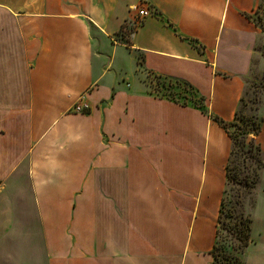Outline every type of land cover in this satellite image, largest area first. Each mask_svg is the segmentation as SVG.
I'll use <instances>...</instances> for the list:
<instances>
[{
	"label": "crops",
	"instance_id": "crops-1",
	"mask_svg": "<svg viewBox=\"0 0 264 264\" xmlns=\"http://www.w3.org/2000/svg\"><path fill=\"white\" fill-rule=\"evenodd\" d=\"M249 83L264 0H0V264H213L233 148L213 117L234 122Z\"/></svg>",
	"mask_w": 264,
	"mask_h": 264
},
{
	"label": "trees",
	"instance_id": "trees-1",
	"mask_svg": "<svg viewBox=\"0 0 264 264\" xmlns=\"http://www.w3.org/2000/svg\"><path fill=\"white\" fill-rule=\"evenodd\" d=\"M154 77L158 80H164L165 83L161 88L169 91L167 95L157 96L167 98L183 107L194 104L207 114L203 104L204 99L199 97L198 91L191 84L181 80ZM174 89L184 93L181 97L183 101L176 98ZM250 89H252L251 92ZM263 96L264 83H249L241 99L234 122L226 123L218 117H213V120L227 131L233 141V148L227 165V188L218 221L217 242L212 251L213 264H222L224 261L231 264H245L239 260V256L243 255L252 243L253 219L251 210L256 205V189L264 169V152L259 143V136L264 123V117L261 114ZM248 107H250L251 114L245 112ZM231 129H236L238 132L234 133ZM241 159L243 171L238 173L237 168ZM235 161H237V165L233 167ZM231 184L239 186V189L236 191L237 200L230 209H227V195ZM225 219L234 221V224L230 226ZM222 230L227 232V237L224 239L221 238ZM228 249L231 252H228ZM220 250L223 252L222 255L219 254Z\"/></svg>",
	"mask_w": 264,
	"mask_h": 264
},
{
	"label": "rangeland",
	"instance_id": "rangeland-1",
	"mask_svg": "<svg viewBox=\"0 0 264 264\" xmlns=\"http://www.w3.org/2000/svg\"><path fill=\"white\" fill-rule=\"evenodd\" d=\"M134 31L135 29L130 27L125 31L126 34H123L124 40H117V39L115 40H117L118 42H121L122 44H126L129 42L128 37ZM138 64L139 66L142 65L141 56H138ZM115 68H116V65H115ZM139 68L141 70V67ZM142 73H143L144 82L150 88L151 92H154L156 95H159V96H164V95L169 94V91H166L163 88H161L163 84L165 83L164 80H158L154 76L149 75L147 72L145 73L142 72ZM166 89H167V86H166ZM251 90L252 89H250V92ZM174 94L176 95V98L178 100L183 101L181 97L184 95V93L181 90L174 89ZM250 97L252 98V95ZM249 108L250 107H248L245 111L247 114H251V111ZM231 131L234 133L238 132V130L236 129H231ZM235 165H237V161H235V163L232 166L234 167ZM242 169H243V166H242V159H241L240 165L237 168V172L239 173L240 171H243ZM239 179L241 178L239 177ZM238 189H239V186L231 184L228 195H227V200H228L227 209H230L232 204L237 200L236 191ZM251 214H252V219H253L252 243H251L250 248H247L245 253L239 256V260H241L245 264H256V261H258V258L260 257V255L264 253V196L263 195L262 196L260 195L258 204L257 206L255 205V207L251 210ZM225 221L230 226L234 224V221H231L230 219H225ZM226 237H227V232L222 230L221 238L224 239ZM228 252H231L230 249H228ZM219 254L220 255L223 254L222 250L219 251ZM222 264H231V263L228 261H224Z\"/></svg>",
	"mask_w": 264,
	"mask_h": 264
},
{
	"label": "built area",
	"instance_id": "built-area-1",
	"mask_svg": "<svg viewBox=\"0 0 264 264\" xmlns=\"http://www.w3.org/2000/svg\"><path fill=\"white\" fill-rule=\"evenodd\" d=\"M132 11L137 13V25H140L143 20L149 18L152 15L151 10L147 7H144V4H142L140 7H133ZM88 111L89 107L87 105L79 104L74 108L75 113L87 114Z\"/></svg>",
	"mask_w": 264,
	"mask_h": 264
}]
</instances>
